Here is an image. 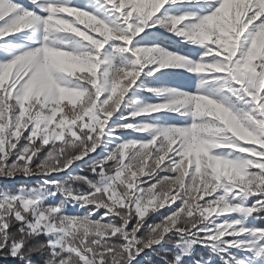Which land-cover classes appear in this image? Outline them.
I'll list each match as a JSON object with an SVG mask.
<instances>
[{
  "label": "snow or ice",
  "instance_id": "obj_1",
  "mask_svg": "<svg viewBox=\"0 0 264 264\" xmlns=\"http://www.w3.org/2000/svg\"><path fill=\"white\" fill-rule=\"evenodd\" d=\"M27 5L0 0V177L39 179L0 190V259L153 264L156 255L185 264L199 247L209 255L193 264H264V0H103L109 19L70 0ZM176 5L203 14L165 11ZM154 28L203 52L193 60L139 46ZM25 32L39 35L34 47L9 51V38ZM60 34L81 49L58 46ZM145 69L150 77L179 69L200 82L195 93L144 86L162 101L117 123ZM208 83L235 103L203 92ZM162 112L190 123L147 122ZM84 168L91 179L74 174Z\"/></svg>",
  "mask_w": 264,
  "mask_h": 264
},
{
  "label": "rangeland",
  "instance_id": "obj_2",
  "mask_svg": "<svg viewBox=\"0 0 264 264\" xmlns=\"http://www.w3.org/2000/svg\"><path fill=\"white\" fill-rule=\"evenodd\" d=\"M17 3L24 4L26 7H29L28 0H16ZM71 4L73 6L79 7V8H85L86 10L93 12L96 14L99 18L109 19L110 13L108 12L106 7H102L103 0H70ZM166 12L171 13L173 15H179L183 12H200V14H203V11L201 10V7H197L194 5H176V6H168L165 9ZM146 39L137 38V41L139 42V46H159L161 48L167 49L168 51L173 52H179L175 50H170L163 46L159 41L162 42H170V43H178V44H185L181 42V38L176 37L175 35L165 31L161 28H154V29H148L143 34ZM39 39V35L32 32H25L21 33L15 37L9 38V41L13 47L9 49V51L15 53L18 51H22L26 48L34 47V45L31 43V41ZM56 39L62 41L61 46L65 48L66 50H80L81 49V42L78 38H75L71 36L70 34H60L56 37ZM135 43V42H134ZM191 47L192 54H187L191 59L196 60L198 59L199 55L203 52L202 48H194L189 44H185ZM181 54H184L180 52ZM185 55V54H184ZM5 55L3 52H0V59H5ZM148 69H145V74H142L140 80L137 82V86L133 88L128 96L126 97L125 104L121 109V113H117L116 116L113 117L114 121H117V123H120L121 121L118 120V117L121 114H128L135 108L139 107L143 103H159L162 101V97L150 95L147 92H144L142 89L144 86L148 87H158V88H174L185 92H191L195 93L197 90V87L199 85V77L196 75H192L188 72H185L183 70L179 69H167L163 70L160 73H157L155 77H150L146 73L148 72ZM222 85L220 83H208L204 85L202 91L205 93H210L217 99L225 100L228 103H235L234 98L227 92L220 91ZM237 108H240V104H236ZM147 122L153 123L156 126H169V125H183L190 123V120L188 117H182L175 115L173 113L168 112H162L159 114H155L154 116L148 117ZM117 135H123L124 139H143L147 141L148 135L143 134L142 136H137L134 133L130 134H121L117 133ZM114 144L110 143L108 145L112 146ZM97 154H103L106 155V153L103 152V149H97V153H94L93 155ZM233 157L238 156V153H233ZM75 167V166H73ZM72 171L71 169L69 170ZM75 174V173H74ZM66 176V174H61V177ZM38 177H33L30 180H25L23 177L18 176L15 178V180L12 179H5L0 177V181L3 182L5 188L11 191H16L21 185L27 186V187H34L36 183L38 182ZM2 189V190H4ZM234 219V217H232ZM221 219H229V217H222ZM257 223H259L257 221ZM151 258L152 255L150 256ZM190 258V257H189ZM189 258L188 262L190 263ZM206 259V258H205ZM214 263V262H213Z\"/></svg>",
  "mask_w": 264,
  "mask_h": 264
},
{
  "label": "trees",
  "instance_id": "obj_3",
  "mask_svg": "<svg viewBox=\"0 0 264 264\" xmlns=\"http://www.w3.org/2000/svg\"><path fill=\"white\" fill-rule=\"evenodd\" d=\"M159 42L163 46H165L166 48H168L170 50L179 51V52L184 53L185 55L192 54L191 47L188 46V45L178 44V43L174 44V43H170L168 41L167 42L159 41ZM113 147H114V145L109 146L108 147V150L110 151ZM75 175H83V176H87L90 179L92 178V174H91V172L89 171L88 168L77 169L76 172H75ZM62 178L67 179V176H63ZM34 186H36V185H34ZM72 186L75 187V188L80 189L81 191L85 190V188H86V186L85 185H82V184H74ZM4 188H5V186H4L3 182L0 181V190H2ZM159 216H160V214L157 213V215L155 217L149 219V223L158 222ZM258 222L261 223L260 221H258ZM169 248H171V245L169 246ZM171 254L172 253L170 252L169 255L171 256ZM208 255H209V253H208L207 250L197 247L194 250L193 255L189 258L190 263L188 262V259H187L186 262H185V264H193V261L194 260L199 259V258H202V257L203 258H207ZM152 257L153 258L150 257V259L153 261V264H160V258H159V256L152 255ZM34 259L39 260L40 258L39 257H35ZM0 264H16V262L15 261H12L11 259H9V260L0 259ZM213 264H221V262L218 259H216V260H214V263Z\"/></svg>",
  "mask_w": 264,
  "mask_h": 264
},
{
  "label": "crops",
  "instance_id": "obj_4",
  "mask_svg": "<svg viewBox=\"0 0 264 264\" xmlns=\"http://www.w3.org/2000/svg\"><path fill=\"white\" fill-rule=\"evenodd\" d=\"M58 202V201H57ZM45 203H47V201H45ZM70 214H74V213H70Z\"/></svg>",
  "mask_w": 264,
  "mask_h": 264
}]
</instances>
